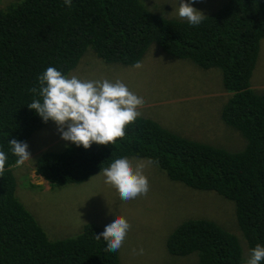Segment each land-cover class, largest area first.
Wrapping results in <instances>:
<instances>
[{"label":"trees","instance_id":"1","mask_svg":"<svg viewBox=\"0 0 264 264\" xmlns=\"http://www.w3.org/2000/svg\"><path fill=\"white\" fill-rule=\"evenodd\" d=\"M263 38L264 0H226L198 26L166 17L144 0H18L0 9V148L8 153L0 172V264H122L119 250L96 238L103 229L96 223L72 236L48 237L15 194L17 157L8 141L27 143L47 124L27 106L39 98L38 77L48 67L67 75L88 51L108 63L135 65L150 45L221 70L231 93L221 116L245 143L232 150L139 115L114 144L60 150L55 144L32 157L33 169L58 187L84 182L121 156L146 158L171 180L233 201L247 246L234 229L190 217L168 235L167 252L188 255L182 264H246L251 249L264 244V88L251 83Z\"/></svg>","mask_w":264,"mask_h":264},{"label":"rangeland","instance_id":"2","mask_svg":"<svg viewBox=\"0 0 264 264\" xmlns=\"http://www.w3.org/2000/svg\"><path fill=\"white\" fill-rule=\"evenodd\" d=\"M15 1L18 0H0V9ZM144 1L166 17L183 19L178 16L177 0ZM225 1L196 0L193 7L206 15ZM139 63L142 65L140 68H136V64L108 63L93 51H88L67 75L83 79H121L145 98L139 106L141 116L150 117L192 139L229 146L232 150H237L231 147L232 144L245 143L243 134L227 125L221 116L231 93L224 90L219 68H203L190 59L174 58L157 45H150ZM251 83L257 89L264 88V38L260 42ZM27 144L31 158L13 170L15 194L51 239L72 236L85 223L93 222L104 228L119 213L131 225L119 249L122 264H170L172 259L175 261L173 264L190 261L188 255L175 257L166 249L170 232L190 217L208 218L234 229L242 248H247L233 201L215 191L197 190L171 180L146 158L128 157L134 167L144 165L149 191L146 195L125 201L120 199L112 185L105 182L103 171L84 182L58 187H50L47 180L35 173L32 157L55 147V144L57 150L68 145L60 138L52 121L35 131ZM140 249H143L142 254Z\"/></svg>","mask_w":264,"mask_h":264},{"label":"clouds","instance_id":"3","mask_svg":"<svg viewBox=\"0 0 264 264\" xmlns=\"http://www.w3.org/2000/svg\"><path fill=\"white\" fill-rule=\"evenodd\" d=\"M178 16L186 19L191 26L200 25L206 15L193 7L196 0H177ZM70 5L71 0H65ZM142 65L138 62L135 67ZM38 99L27 106L44 123L52 121L57 126L60 138L68 145L89 149L93 144H114L125 136L126 126L140 115L139 106L145 98L130 89L121 79H83L76 75H66L55 67H48L39 77ZM35 91V90H34ZM10 151L17 157V165H23L31 158L26 142L12 139L8 141ZM8 153L0 148V172H3ZM144 165L134 167L130 159L121 156L104 168L105 182L112 185L121 200H131L146 195L149 181L144 174ZM111 211V210H110ZM130 223L121 214H115L102 231L95 235L106 241L111 252L118 251L130 230ZM142 254L143 249L139 250ZM264 262V244L251 249L246 264Z\"/></svg>","mask_w":264,"mask_h":264}]
</instances>
